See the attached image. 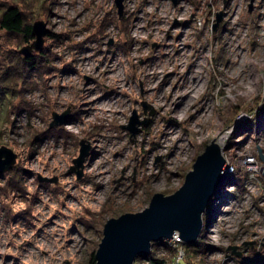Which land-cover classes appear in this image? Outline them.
Returning <instances> with one entry per match:
<instances>
[{
	"label": "rangeland",
	"instance_id": "374dc122",
	"mask_svg": "<svg viewBox=\"0 0 264 264\" xmlns=\"http://www.w3.org/2000/svg\"><path fill=\"white\" fill-rule=\"evenodd\" d=\"M160 3L168 12L157 9ZM122 4L120 12L116 0H46L36 21H46L51 33L44 44L48 60L0 87V146L18 154L0 176V264H92L110 218L144 210L156 192H176L207 144L224 134L230 168L204 215L201 245L172 243L153 251L168 264L181 254L193 264H264V29L257 26L264 0ZM183 5L188 9L181 22L176 15ZM225 14L236 15V23ZM187 22L195 28L179 40ZM227 35L236 38L231 52ZM7 46L0 44V61ZM179 49L195 53L192 58L202 55L208 71L206 91L196 98L169 93L176 84L194 82L183 57L176 67L170 61ZM234 51L246 56V64ZM153 64L160 65L158 74ZM109 100L117 101L110 109L97 107ZM68 108L64 133L48 131L53 113ZM82 139L91 151L79 178L71 167ZM15 174L23 190L6 193ZM39 175L56 180L40 181Z\"/></svg>",
	"mask_w": 264,
	"mask_h": 264
},
{
	"label": "water",
	"instance_id": "95a60500",
	"mask_svg": "<svg viewBox=\"0 0 264 264\" xmlns=\"http://www.w3.org/2000/svg\"><path fill=\"white\" fill-rule=\"evenodd\" d=\"M116 1L122 12L123 0ZM32 32L34 40L19 49V53L25 57L44 50L45 37L49 32L47 22L35 21ZM70 113V108L62 113L54 112L50 127L68 124ZM138 122L135 113L128 128L135 132V124ZM214 140L199 154L193 169L186 174L183 185L176 192L169 195L156 192L144 210L126 212L105 223L103 238L95 253V264H135L137 259L152 252L154 243L172 239L176 234L181 236L184 243H197L204 230V215L230 168L219 143ZM90 151V143L82 139L79 155L73 159L74 164L71 167L79 178L83 175ZM17 158L18 154L12 148L7 145L0 146V176L14 167ZM262 173L264 175V167ZM39 180L56 179L39 175ZM232 248L235 251L236 246Z\"/></svg>",
	"mask_w": 264,
	"mask_h": 264
},
{
	"label": "trees",
	"instance_id": "16d2710c",
	"mask_svg": "<svg viewBox=\"0 0 264 264\" xmlns=\"http://www.w3.org/2000/svg\"><path fill=\"white\" fill-rule=\"evenodd\" d=\"M45 3L46 0H0V44L2 45V43L8 42V46L5 47V53L2 56L4 61H0V74H2L0 76V87H11L10 84H12V76H17L14 78L15 81L17 80V83L19 82L18 80H23L31 69L39 67L42 58L47 57L48 50L46 49L43 50L41 54H34L31 57H25L19 53L16 47H12L26 45L34 40L32 32L33 23L38 17V12L41 13L40 10L45 8ZM49 34L51 33L49 32ZM52 35L57 36L56 34ZM46 59L48 60V58ZM61 127L50 128L48 131L64 133ZM16 170L20 171L18 168L14 171ZM0 188L2 189L4 187L0 186ZM11 189L14 191L23 190L20 174L13 175L12 178L7 181L5 187V190L7 191L6 193H8ZM161 244H168V247L171 246L167 241L163 240L160 243H154V248L159 247ZM180 245H183L185 248L189 246L199 247L201 244L198 241L195 244L182 242ZM195 250L198 251L197 249ZM155 255L156 254L152 250L149 255L142 257V259H147L148 264L169 263L165 258L157 257ZM189 261L184 258L178 262L173 260L172 264H193L192 261ZM92 264H95V253L92 254Z\"/></svg>",
	"mask_w": 264,
	"mask_h": 264
},
{
	"label": "bare ground",
	"instance_id": "6f19581e",
	"mask_svg": "<svg viewBox=\"0 0 264 264\" xmlns=\"http://www.w3.org/2000/svg\"><path fill=\"white\" fill-rule=\"evenodd\" d=\"M149 1H151V2H154V0H149ZM157 9H159V10H162L164 13L165 12H168V9H169V7L166 5V6H164V4L163 3H160V5L157 7ZM187 6L186 5H183L182 7H181V9H180V12H179V15H176V18H177V20H179V21H181V22H183L182 20H185V18H184V15L186 14V11H187ZM235 14H238V13H235ZM182 15V16H181ZM166 16V15H165ZM167 17H168V15L166 16V17H164L166 20H167ZM225 19L228 21V23L229 24H231V23H236V15L234 16H232L231 18H229V16H228V14H225ZM232 19V20H231ZM138 25H136V27H137ZM162 25H159V27H157V28H155V31L156 32H154L155 34H157V30L161 27ZM257 26H258V28H261L262 30L264 29V16H261L260 18H259V21L257 22ZM185 27H190V28H186V29H182L181 30V37H180V39L179 40H185L186 41V39H187V35L188 34H192V28H195V25L194 24H192V25H190V22H187V24H186V26ZM173 30V29H172ZM175 32H177V30H173L172 31V36L173 35H175ZM233 34H235V32H233ZM259 34H264V32L263 31H261V32H259ZM225 36V33L222 35V37H224ZM225 38H228L229 40H227L226 41V43L228 44L227 45V52L230 50V52H231V50L233 49L231 46H232V44L234 43V41L236 40V38L234 39V38H232L231 39V37L229 38L228 37V35L225 37ZM233 42V43H232ZM174 44V43H173ZM174 53V52H173ZM172 53V55H171V59H170V61H172L174 64H175V67H176V64H177V60L179 59V58H184L183 59V61H182V63H184V66H189V68H190V70H189V74L191 73L192 75H193V77H194V82L193 83H191V84H189L188 83V81L186 80V81H184V82H181V83H179V84H176L175 86H174V88H173V90H171V92H169V93H171L172 94V96H173V98L176 96V95H178V92L180 93L179 95H185V97L186 98H189V99H192V98H196V97H198L199 95H201L202 93H204L205 91H206V87H205V83H206V79H207V77H208V71H206V73L204 72V70H202V68H204V65L202 64V62L200 61V57L202 56V55H200L199 57H197V58H192L193 57V55L195 54V53H193V52H189V51H187V49L185 50H183V49H179V50H177V51H175V53L173 54ZM234 54H236V57H235V60L240 64V65H244V64H246V61H247V58H246V56L245 55H243V54H238L237 52H233ZM163 65V64H162ZM160 67V65H156V64H153V66H152V68H154L155 70V74H158L159 73V70H158V68ZM180 73L181 72H183V70L181 71V69L180 68H178L177 69ZM115 72L117 73V75H121V72L118 70V71H116L115 70ZM167 82H170V79L167 81ZM188 84V85H187ZM154 86H150V88L149 89H151V88H153ZM185 88H187L186 90H185ZM165 93H167V91L165 90ZM113 98H116V96H113ZM172 98V97H171ZM111 100H113V99H111ZM117 101L116 100H114V101H107V102H105V103H102V104H100V105H98L97 107H99V108H107V109H110L111 107H109V106H112L113 105V103H116ZM96 102H94V104H95ZM179 106L177 107V108H179V107H181V109L183 108V105L185 106V104L184 103H180L179 102V104H178ZM109 107V108H108ZM208 109H210L211 108V110H212V106L211 105H208V107H207ZM185 109V107L183 108V110ZM174 112L176 113V112H178V110H174ZM179 113V112H178ZM177 114V113H176ZM174 117L176 118V119H181L182 118V113H179V114H177V115H174ZM64 126V125H63ZM61 127V126H60ZM51 128V127H50ZM55 128V127H54ZM173 131L172 132H169V136L171 135H175V132L173 133ZM174 135L171 137H168L169 139H173L174 138ZM227 139V135L226 134H224V135H222L221 137H220V140H219V145H220V147H221V149H222V153H223V156L226 158V160H227V162H228V164H229V159L227 158V156H226V152H225V149H226V143H225V140ZM165 145V144H164ZM177 148H182V146L181 145H177ZM161 153L163 154L164 152L161 150ZM177 151H175V153H174V157H173V160L172 161H175V158H177ZM97 160H93V162L91 163V165L92 166H94V165H96L97 164ZM248 164L250 165V166H252V164H254V163H252V162H248ZM229 167H230V165H229ZM75 238H73V240H74Z\"/></svg>",
	"mask_w": 264,
	"mask_h": 264
},
{
	"label": "built area",
	"instance_id": "2783aa9c",
	"mask_svg": "<svg viewBox=\"0 0 264 264\" xmlns=\"http://www.w3.org/2000/svg\"><path fill=\"white\" fill-rule=\"evenodd\" d=\"M171 240V241H170ZM164 241H167L169 244H171L172 245V243H178V245H180V243H184V241H183V239L181 238V236H178V235H175L174 236V238L173 239H165ZM161 245H163V244H161ZM160 245V246H161ZM153 250V249H152ZM183 260L184 259V255H180V257H178V259L177 260H175L176 262H178L179 260Z\"/></svg>",
	"mask_w": 264,
	"mask_h": 264
},
{
	"label": "flooded vegetation",
	"instance_id": "af4514ba",
	"mask_svg": "<svg viewBox=\"0 0 264 264\" xmlns=\"http://www.w3.org/2000/svg\"><path fill=\"white\" fill-rule=\"evenodd\" d=\"M34 54H36V53H34ZM34 54H33V55H34ZM30 57H31V56H30Z\"/></svg>",
	"mask_w": 264,
	"mask_h": 264
}]
</instances>
